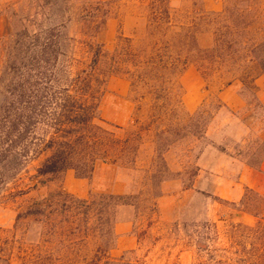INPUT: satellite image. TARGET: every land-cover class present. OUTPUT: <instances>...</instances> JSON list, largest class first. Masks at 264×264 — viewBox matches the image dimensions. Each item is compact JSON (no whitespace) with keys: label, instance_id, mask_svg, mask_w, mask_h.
<instances>
[{"label":"rangeland","instance_id":"1","mask_svg":"<svg viewBox=\"0 0 264 264\" xmlns=\"http://www.w3.org/2000/svg\"><path fill=\"white\" fill-rule=\"evenodd\" d=\"M101 1H109V15L94 39L106 56L121 38L145 49L146 7L153 0ZM168 2L172 20L189 24L203 14L233 10L235 0ZM252 2L256 12L248 13L260 18L257 27L264 31V0ZM87 7L86 0H0V108L24 79L30 78L26 89L33 93V36L46 29L62 34L60 77L88 70L83 42L93 33L78 21ZM198 37L201 47L207 35ZM18 54L20 67L13 65ZM103 62L92 72L93 79L105 78L95 94L94 124L113 140L135 133L140 140L131 143L126 158L109 153L87 177L68 169L34 187L37 162L11 167L0 182V264H90L97 251L98 264H194L206 258L199 244L227 248L237 225L247 249L244 228L258 229L254 242L263 254L259 62L239 61V69L206 78L197 64H187L165 85L172 91L165 108L155 107L150 95L139 99L127 76H107ZM108 195L120 199L102 200ZM37 204L44 215H33Z\"/></svg>","mask_w":264,"mask_h":264},{"label":"trees","instance_id":"2","mask_svg":"<svg viewBox=\"0 0 264 264\" xmlns=\"http://www.w3.org/2000/svg\"><path fill=\"white\" fill-rule=\"evenodd\" d=\"M86 3L88 7L78 21L94 34H85L88 40L83 42L90 56L88 70L70 79L60 77L57 67L66 56L61 32L49 28L33 36V93L26 89L30 78L24 79L14 86L13 99L0 108V182L11 167L17 169L18 161L21 165L23 160L37 162L31 177L37 179L35 187L44 183L39 179L68 169L90 176L113 151L118 158L129 155L131 143L141 138L139 133L113 140L110 133L94 124L98 109L95 94L105 78L93 79L92 72L103 59L107 76H127L139 99L150 95L155 107L162 108L172 92L165 86L169 78L190 63L197 64L205 78L210 72L239 69L241 62H259L264 75V31L257 27L261 26L260 18L248 13L256 12L252 0H235L233 10L203 14L189 24L172 20L168 0H153L146 7V48L139 50L132 39L121 38L109 56L94 39L108 18L109 1ZM202 33L207 41L200 47L198 36ZM21 60L18 54L13 65L20 67ZM101 198L120 199L110 195ZM43 209L39 204L33 215H44ZM240 229L238 225L231 227L227 248L210 250L199 244L206 258L194 264H264V253H257L254 242L258 229L244 228L250 235L249 249L246 241L240 240ZM97 254L90 264H98Z\"/></svg>","mask_w":264,"mask_h":264},{"label":"crops","instance_id":"3","mask_svg":"<svg viewBox=\"0 0 264 264\" xmlns=\"http://www.w3.org/2000/svg\"><path fill=\"white\" fill-rule=\"evenodd\" d=\"M261 99H263V102H264V97L263 96H261ZM240 102V101H239Z\"/></svg>","mask_w":264,"mask_h":264}]
</instances>
